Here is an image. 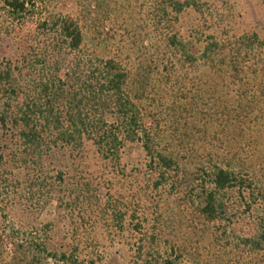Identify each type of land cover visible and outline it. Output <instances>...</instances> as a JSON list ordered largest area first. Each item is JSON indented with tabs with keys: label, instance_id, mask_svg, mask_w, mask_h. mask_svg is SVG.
Wrapping results in <instances>:
<instances>
[{
	"label": "trees",
	"instance_id": "1",
	"mask_svg": "<svg viewBox=\"0 0 264 264\" xmlns=\"http://www.w3.org/2000/svg\"><path fill=\"white\" fill-rule=\"evenodd\" d=\"M91 1L73 17L51 0H0V264H122L130 258L79 241L64 244L55 225L31 224L51 201L63 203L64 184L70 192L66 176L88 143L116 178L122 163L138 150L143 155L144 171L137 168L132 180L144 183L136 216L159 206L150 195L173 187L200 226L192 228L197 240L180 243L165 238L161 226L152 225L151 233L131 229L141 236L128 244L135 247L133 264H264V156L258 154L264 38L230 36L209 8L196 26L178 28L176 17L185 10L203 16L199 0H101L113 9L103 20L114 13L132 27L140 55L130 69L102 56L98 38L89 35L97 31L94 1L101 6ZM194 76L202 94L194 115L214 119L215 144L201 155L182 140L180 162V152L163 145L157 126L148 124L146 103L156 88L159 107L173 92L183 109L195 106L193 88L183 90ZM123 179L131 186V175Z\"/></svg>",
	"mask_w": 264,
	"mask_h": 264
},
{
	"label": "rangeland",
	"instance_id": "2",
	"mask_svg": "<svg viewBox=\"0 0 264 264\" xmlns=\"http://www.w3.org/2000/svg\"><path fill=\"white\" fill-rule=\"evenodd\" d=\"M174 1L183 3L185 0ZM51 2L57 6L58 12L73 17L80 14L82 6L89 4V2L93 4L91 0H51ZM96 3L97 1H94V8L96 9L94 18L97 22L94 28H97V31L91 28L89 35L91 34L92 38L96 36L101 43L100 54L119 58L130 69L135 68L138 62L137 55L140 54L136 51V42L133 41L134 37L131 35L133 34L131 25H123L121 19L117 20L118 17L114 13L109 19L107 17L103 20L106 12L113 10L112 4L110 2L109 5L104 4L102 6L100 0L99 5L101 6L97 8ZM198 6L203 9V16L185 10L176 17L178 19L176 26L178 28L196 26L200 20L204 19L207 8H209L221 17L222 28L230 36L238 37L244 34L257 33L260 38H264V0H199ZM136 41H139L138 37ZM145 43L148 46V42ZM193 78L194 81L185 82L183 90L188 93L193 88L189 98H194L192 104L195 106L187 101L189 104L185 103L183 109L181 102L176 100L178 97H173L175 96L173 92L167 106L165 104L159 107L160 101L158 95H155L156 88L148 92L150 101L146 103L149 112L148 124L157 126L163 145L165 144L172 150L180 152V162L183 160L181 159L183 156L181 151L186 149L185 146L192 147L194 151H198L199 153H197L202 155L200 152L210 150L215 144V142H210L216 131L214 119H204L202 114L194 115L198 113L196 103L201 104L202 94L199 92V78L197 76ZM174 90L178 89L175 88ZM167 107L170 108V111H167ZM184 121L187 125L183 124ZM259 130L264 133V126L261 125ZM203 136L206 138L205 140H202ZM182 140L185 146L181 144ZM258 141V154L262 153L260 160L264 156V139L260 137ZM202 148L204 149L202 150ZM246 154L252 157L254 152L247 148ZM143 158L138 150L132 155L133 160L131 162L122 163V166H125L124 173H118V178H116L114 167L102 159L91 144H85L83 151L79 153L72 169L66 176L67 188L70 192L65 191L64 187L66 186L64 184L63 191L59 193L60 195L65 193L63 203L56 200L48 203L38 214L32 217V226L40 227L53 224L58 231V239L64 244L72 246L79 241V244L83 246H94L100 251L105 249L114 255H119L122 251L130 258L135 254V247L130 248L131 245L128 244L139 243L141 237L138 234L140 231H136V233L131 229L141 228L139 230H146L151 233L152 225L157 230L161 226L165 238L168 240L180 243L184 240L188 242L191 238L194 242L197 237L191 233L196 221L189 214L182 191H179L178 195L176 188H162L161 192L156 195H154L155 193L150 195L151 199H156L159 202V206L156 205L153 212H147L145 208L146 215L141 214L139 216L144 219L143 221H140V218L136 216L138 211L136 205L138 196L136 195L138 189L144 187V183L140 181L139 184L132 180L138 169L144 171ZM124 175L132 176L131 186L123 181ZM140 179L142 180V177ZM73 188L77 189L73 190ZM134 214L135 219L132 217ZM199 227L198 224L195 229H200ZM74 232L81 236L75 237ZM130 258L125 256L122 264H133ZM136 264L145 263L139 260Z\"/></svg>",
	"mask_w": 264,
	"mask_h": 264
}]
</instances>
